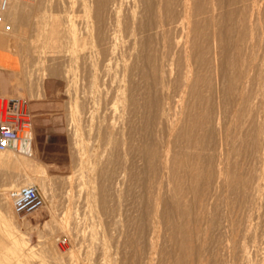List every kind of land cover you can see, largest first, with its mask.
I'll use <instances>...</instances> for the list:
<instances>
[{
    "label": "rangeland",
    "instance_id": "374dc122",
    "mask_svg": "<svg viewBox=\"0 0 264 264\" xmlns=\"http://www.w3.org/2000/svg\"><path fill=\"white\" fill-rule=\"evenodd\" d=\"M94 1L8 0L0 22V63L17 60L18 67L11 64L14 80L34 125L33 157L0 155L29 160L28 169L0 164V226L14 235L6 237L9 244L21 239L29 250L17 263L246 264L241 246L255 261L253 242L259 243L264 232V203L253 197L264 115L259 113L260 121L258 115L255 121L247 116L256 83L239 89L251 52L242 40L241 0H211L218 8L212 20L206 19L209 0H190L196 26L205 29L192 39L191 65L205 84L200 80L194 97L199 100L188 104L194 108L176 129L179 137L167 129L170 118L157 116L166 90L172 99L180 83L183 56L171 42L184 39L170 30L180 19L183 0H169V7L159 0H119V12L110 11L101 22ZM53 18L59 34L44 33ZM159 20H165V47L164 37L153 30ZM92 51L98 55L91 57ZM254 56L261 58V51ZM6 81L0 73V90ZM221 161L229 174L253 185L250 193L215 182ZM33 185L43 199L41 208L16 214L10 193Z\"/></svg>",
    "mask_w": 264,
    "mask_h": 264
},
{
    "label": "bare ground",
    "instance_id": "6f19581e",
    "mask_svg": "<svg viewBox=\"0 0 264 264\" xmlns=\"http://www.w3.org/2000/svg\"><path fill=\"white\" fill-rule=\"evenodd\" d=\"M160 1V4L159 5H162V4H164L163 6H166V7H169L168 6V4H169V0L167 1V0H159ZM193 1V0H192ZM204 1V0H203ZM210 1V2H209ZM208 2H209V5H210V7H208V14H210V16H208L206 19H213V17H215V10H217V9H215V7H214V5H217L216 3H213L211 0H209ZM215 1V0H214ZM239 1V0H238ZM170 2H171V0H170ZM173 2H175V1H173ZM178 2V1H177ZM194 2H196V1H194ZM197 2H199V1H197ZM205 2H207V0H205ZM214 4V5H211L212 3ZM172 3V2H171ZM202 3H204V2H202ZM238 3H240V2H238ZM180 4V3H179ZM192 3L190 2V0H183V1H181V6H180V8H181V16L180 17H178V18H180L179 19V21L178 20H175V21H178V22H174V20H172V22H174L175 24H174V26H173V30L171 29L170 31L172 32V33H175L176 34V36H180V37H182L183 39H184V41L182 40H178L179 39V37H178V39L177 38H175V37H173L174 38V40L171 42V47L173 48V50L175 49V50H178V51H180V54L183 56V63H182V65H181V62H180V64L179 65H181L180 67H181V69H180V71H179V73H180V75H179V78H180V83H178L179 84V87L177 88V91H176V95L174 96V98H172V99H170V98H168V96H169V93H168V90H166V99L162 102V100H161V102H162V105H161V109L159 110V113H158V116L157 117H160V118H162V117H164V118H170L171 119V122L169 123V125L167 126V129H168V131H169V133H172V132H174V131H176V134L175 135H177V128L179 127V128H181L180 127V125L181 124H183V121H185L184 120V118L186 117V116H188V114H189V103H191L192 102V99H194V97H196V95L197 94H199L198 93V87H199V83L200 82H202L203 80H202V78L201 79H199L198 78V76L194 73V71H193V69H192V65H191V54H192V49L193 48H195V47H193L194 45V43L195 42H192V39L193 38H195L196 39V37H198L199 35H200V33L203 31L202 29H204V28H202L201 29V31L199 30V28L196 26V23H195V21H194V15H193V13H192V9H194V11H195V7H192V5H191ZM198 4V3H197ZM208 4V3H207ZM235 5V4H234ZM120 5H119V0H95L94 2H93V8H94V13H95V16H96V19H99L100 20V22L102 21V20H104V18L106 17V15L107 14H109L110 13V11L111 12H115V13H118L119 12V10H120V7H119ZM163 6H161V7H163ZM171 6V5H170ZM194 6V5H193ZM240 6H242V8L241 9H243L244 10V12H245V14H244V16H245V18H244V20H243V18H241L242 20H243V22H242V26H243V28L242 29H244L245 30V37H244V39H242V40H244V42H245V45H246V47L248 48V49H250V51L251 52H248V54H250V56L248 57V58H246V60H247V65H246V68L244 67V69H246V70H244V72H242L241 73V79H240V84H239V89H240V91H243L244 90V88L246 89V87H245V84L247 85L248 83H250V84H255L256 83V88H257V92H256V94L254 95V97L250 100V102H249V104H248V109H247V111H248V115L247 114H245V116L247 115L248 116V118L250 119V118H253V120L255 121V119H256V116L258 115V117L257 118H259V119H256V120H259L260 121V117H259V113H261V114H263L264 115V111H263V108H262V106H264V94L262 93V91L264 90L263 88H264V0H241V3H240ZM172 7V6H171ZM173 7H174V5H173ZM172 7V8H173ZM164 8V7H163ZM176 8V7H175ZM197 8V7H196ZM201 8V6L200 7H198V9H200ZM203 8H204V10H205V7L204 6H202V10H203ZM170 9V8H169ZM174 9V8H173ZM162 10V9H161ZM165 10V9H164ZM163 10V11H164ZM177 10V9H176ZM203 10V11H204ZM170 12H171V10H169ZM174 11V10H173ZM203 11H201V13L200 14H202V12ZM239 11V10H238ZM158 12V11H157ZM156 12V13H157ZM162 12V11H161ZM197 12V11H196ZM200 12V11H199ZM198 12V13H199ZM240 12V11H239ZM173 13V12H172ZM241 13V12H240ZM161 13H159V15H160ZM173 14H175V13H173ZM179 14V15H180ZM199 14V15H200ZM157 15H158V13H157ZM163 15V14H162ZM169 15V14H168ZM218 15V14H217ZM219 15H220V13H219ZM243 15V14H242ZM176 16V15H175ZM202 16V15H201ZM238 16V15H237ZM170 17V16H169ZM196 17V16H195ZM200 17V16H199ZM133 18H135V19H137L138 17L137 16H134ZM217 18V17H216ZM216 18H215V20H216ZM220 18V17H219ZM162 19H163V17H162ZM54 20V21H53ZM53 20H52V22H50V24H51V28H50V30H47V29H45V32L44 33H49V32H51L53 35L54 34H57L59 31H58V28H59V24H58V20L57 19H54L53 18ZM166 20H167V17H166ZM196 20V19H195ZM241 20V21H242ZM165 21V20H164ZM164 21L162 22L161 20H159V22L158 21H156V26L154 27V33H156V34H161L163 37H164V39H163V43H162V45L165 47V45H166V42H168L166 39H165V36H167V38H168V35H166V32H167V29L165 30V28H164ZM170 21H171V19H170ZM238 21V20H237ZM168 22H169V20H168ZM221 22V21H220ZM170 23V22H169ZM216 23V22H215ZM218 23V22H217ZM239 23V22H238ZM201 24V23H200ZM205 24V23H204ZM209 24H210V22H209ZM167 25H170L171 27H172V23H170V24H168L167 23ZM212 25V24H211ZM216 25V24H215ZM236 25H238V24H236ZM207 26V25H206ZM219 26V25H218ZM239 26V25H238ZM168 27V26H167ZM205 27V26H204ZM210 27V26H209ZM216 28H217V25L215 26ZM236 27V26H235ZM48 28V27H47ZM206 28V27H205ZM230 28V27H229ZM228 28V29H229ZM232 28V27H231ZM211 29V28H210ZM218 29V28H217ZM220 29V28H219ZM241 29V30H242ZM205 30V29H204ZM207 30V29H206ZM234 30V29H233ZM241 30H239V31H241ZM41 31V30H40ZM168 31H169V28H168ZM174 31V32H173ZM235 31V30H234ZM42 32V31H41ZM211 32V31H210ZM50 33V34H51ZM146 33H147V31H146ZM145 33V34H146ZM220 33V32H219ZM227 33H229V31L227 32ZM238 33V32H237ZM59 34V33H58ZM144 34V35H145ZM153 34V33H152ZM147 35V34H146ZM171 37H172V35L173 34H169ZM202 35H204V34H202ZM208 35V34H207ZM51 36V35H50ZM59 36H61V35H58V37ZM142 36V35H141ZM174 36V35H173ZM211 36V35H210ZM209 36V37H210ZM242 36H243V34H242ZM170 37V38H171ZM206 37V36H205ZM217 37V36H216ZM54 38H57V37H54ZM54 38H53V40H54ZM207 38H208V36H207ZM206 38V39H207ZM227 38V37H226ZM140 39V38H139ZM143 39V38H142ZM228 39V38H227ZM240 39V38H239ZM51 39H49V41H50ZM171 40V39H170ZM145 41V40H144ZM211 42H213V41H211ZM217 42V41H216ZM13 43V42H12ZM169 43H170V41H169ZM193 43V44H192ZM197 44V43H196ZM225 44H227V43H225ZM224 44V45H225ZM167 45H168V43H167ZM193 45V46H192ZM2 46H3V44H2ZM197 46V45H196ZM234 46H236V45H234ZM170 47V45L168 46V48H171ZM202 47V46H201ZM223 47V46H222ZM171 48V49H172ZM232 48V47H231ZM230 48V49H231ZM163 49V48H162ZM197 49V48H196ZM229 49V48H228ZM234 49H236V48H234ZM240 49V48H239ZM166 50H168V49H166ZM172 50V51H173ZM224 50V49H223ZM164 51V50H163ZM169 51V50H168ZM171 51V52H172ZM178 51H176V52H178ZM229 51V50H228ZM242 51V50H241ZM240 51V52H241ZM249 51V50H248ZM256 51H258L259 53H260V51H261V54H262V56H261V58H257V57H255L254 55H255V53H256ZM93 52V51H92ZM167 52V51H166ZM171 52H169V54H168V56L170 55V53ZM237 52H239V51H237ZM243 52V51H242ZM173 53H174V51H173ZM179 53V52H178ZM205 53V52H204ZM208 53V52H207ZM206 53V54H207ZM211 53V52H210ZM229 53V52H228ZM38 54V53H37ZM164 54V53H163ZM167 54V53H166ZM202 54V53H201ZM234 54V53H233ZM232 54V55H233ZM242 54V53H241ZM5 55H7L6 53H5ZM39 55V54H38ZM98 55V51H95V52H93V53H91V57H96ZM180 55V56H181ZM210 55V54H209ZM229 55V54H228ZM231 55V54H230ZM231 55V56H232ZM235 55V54H234ZM167 56V55H166ZM171 56V55H170ZM180 56H179V59H181L180 58ZM204 56H205V54H204ZM207 56H208V54H207ZM212 56V55H211ZM211 56H210V58H211ZM246 56V55H245ZM245 56H243V57H245ZM259 56V55H258ZM163 57V56H162ZM213 57V56H212ZM215 57V56H214ZM234 57V56H233ZM232 57V58H233ZM256 59H255V58ZM9 58V57H8ZM165 58V57H164ZM166 58H168V57H166ZM173 58V57H172ZM170 59V58H168V59H170V60H173V59ZM218 58V57H217ZM203 59V58H202ZM219 59V58H218ZM238 58H236V60H237ZM243 59V58H242ZM245 59V58H244ZM5 60V59H4ZM164 60V59H163ZM204 60V59H203ZM211 60V59H210ZM213 60V59H212ZM224 60V59H223ZM181 61V60H180ZM239 61V60H238ZM163 62H165V63H167L166 61H163ZM179 62V61H178ZM211 62V61H210ZM235 62H237V61H235ZM246 61H243V63H245ZM196 63V62H195ZM206 64H207V62H205ZM8 64V63H7ZM225 64V63H224ZM239 64V63H238ZM178 65V66H179ZM208 65H210V64H208ZM236 66H237V64H235ZM13 66L16 68V67H18V62L16 61L14 64H13ZM240 66V65H239ZM179 67V68H180ZM231 67V66H230ZM201 68V67H200ZM241 68H242V66H241ZM234 69V68H233ZM179 70V69H178ZM199 70V69H198ZM197 70V71H198ZM238 70H240V68L238 69ZM234 71V70H233ZM236 71V70H235ZM242 71V70H241ZM164 72H165V70H162V73H160L159 75H164ZM201 72V71H200ZM158 73H159V70H158ZM200 74H202V72L200 73ZM199 74V75H200ZM234 74V73H233ZM240 74V73H239ZM205 75V74H204ZM228 75V74H227ZM206 76V75H205ZM201 77H203V76H201ZM237 77V76H236ZM205 78V77H204ZM157 79V83H158V85H159V82H158V78H156ZM200 80H202V81H200ZM205 80V79H204ZM233 80H236V79H233ZM206 81V80H205ZM230 81V80H229ZM179 82V81H178ZM207 82V81H206ZM233 82V81H232ZM203 83H204V81H203ZM230 83V82H229ZM205 84V83H204ZM232 84V83H231ZM237 85H238V83H236ZM157 85V84H156ZM157 85V86H158ZM235 85V84H234ZM175 87V86H174ZM205 87V86H204ZM232 88V87H231ZM252 88V87H251ZM255 88V89H256ZM202 89V88H201ZM205 89V88H204ZM203 89V90H204ZM229 89V88H228ZM253 89V88H252ZM172 90V89H171ZM203 90H202V93H203ZM237 90V89H236ZM239 91V92H240ZM246 91V90H245ZM171 92H173V91H171ZM236 92V91H235ZM238 92V93H239ZM247 92V91H246ZM253 92V91H252ZM175 93V92H174ZM202 93H201V95H202ZM233 93V92H232ZM250 93V92H249ZM242 94H244L243 92H242ZM235 95V94H234ZM251 95V94H250ZM171 96V95H170ZM4 97H6V98H8V99H13V100H20L21 98L19 97V98H11V97H7V96H4ZM241 97H242V95H241ZM198 98V97H197ZM197 98H195L194 99V101H196V99ZM201 98H202V96H201ZM237 98V97H236ZM235 98V99H236ZM249 97H247V99H248ZM173 100L172 102H170V100ZM197 100H199V99H197ZM201 100V99H200ZM203 100V99H202ZM237 100H238V98H237ZM242 100V99H241ZM244 101V100H243ZM201 102V101H200ZM199 102V103H200ZM223 102V101H222ZM239 102H241V101H239ZM194 103H196V102H194ZM194 103H192V104H194ZM235 103V102H234ZM236 103H237V101H236ZM239 104V103H238ZM242 104V103H241ZM200 105H202V103L200 104ZM157 106V105H156ZM239 106H241V105H239ZM199 107V106H198ZM197 107V108H198ZM202 107V106H201ZM206 107V106H205ZM245 107V109L247 108L246 106H244ZM178 108H180V110H181V112H178ZM194 108V107H193ZM192 108V109H193ZM192 109H190V111L192 110ZM179 110V111H180ZM202 110H204V108L202 109ZM201 109H200V111H202ZM239 110V109H238ZM241 110V109H240ZM262 110V112H260ZM158 111V110H157ZM205 111V110H204ZM195 112H197V110L195 111ZM194 112V113H195ZM243 112V111H242ZM204 113V112H203ZM233 113V112H232ZM191 114V113H190ZM201 114V113H200ZM200 114H198V115H200ZM261 114H260V116H261ZM203 115V114H202ZM205 115V114H204ZM201 116V115H200ZM202 117V116H201ZM188 118H190V117H188ZM192 118V120H193V116L191 117ZM195 118V117H194ZM198 118V117H197ZM196 118V119H197ZM205 118H206V116H205ZM204 118V119H205ZM213 118V117H212ZM245 118H247V117H245ZM264 118V117H263ZM195 119V120H196ZM204 119H200V120H204ZM207 119V118H206ZM217 119V118H216ZM208 120V119H207ZM212 120H214V119H212ZM230 120H232V119H230ZM241 120H242V118H241ZM248 120V119H247ZM205 121V120H204ZM185 122H187V121H185ZM203 122V121H202ZM207 122H210V121H206V123ZM215 122H217V120L215 121ZM234 123L236 122V120L235 121H233ZM198 123V122H197ZM206 123H204V124H206ZM213 123V122H212ZM237 123V122H236ZM236 123H235V125H236ZM199 124V123H198ZM204 124H203V126H204ZM208 124V123H207ZM214 124V123H213ZM217 124H219V122L217 123ZM200 125V124H199ZM198 125V126H199ZM202 125V124H201ZM232 125H234V124H232ZM247 125V124H246ZM245 125V126H246ZM207 126V125H206ZM214 126H216V125H214ZM229 126V125H228ZM227 126V127H228ZM205 127V126H204ZM218 127V126H217ZM236 127V126H235ZM261 127V126H260ZM234 128V127H233ZM239 128V127H238ZM245 128V127H244ZM199 129H200V127H199ZM217 129V128H216ZM225 129V128H224ZM232 129V128H231ZM230 129V130H231ZM235 129H237V128H235ZM235 129H234V132H235ZM182 130V129H181ZM247 130V129H246ZM249 130V129H248ZM188 131V130H187ZM197 131H198V129H197ZM201 131H202V129H201ZM225 131V130H224ZM241 131H243V130H241ZM253 131V130H252ZM227 132V131H226ZM232 132V131H231ZM230 132V133H231ZM239 132V131H238ZM181 133H183V132H181ZM193 133V132H192ZM197 133V132H196ZM200 133V132H199ZM245 133V132H244ZM180 134V130H179V132H178V135ZM226 134H228V133H226ZM257 134V133H256ZM177 135V136H178ZM187 135V134H186ZM185 135V136H186ZM251 135V134H250ZM182 136H183V134H182ZM181 136V137H182ZM203 136V135H202ZM228 136H230V134L228 135ZM227 136V137H228ZM251 136H253V135H251ZM176 137V136H175ZM179 137V136H178ZM190 137V136H189ZM194 137V136H193ZM201 137V136H200ZM224 137V136H223ZM187 138H188V136H187ZM252 138V137H251ZM182 139V138H181ZM180 139V140H181ZM188 140V139H187ZM186 140V141H187ZM190 140V139H189ZM188 140V141H189ZM227 140V139H226ZM225 140V141H226ZM229 140H230V137H229ZM183 141V140H182ZM255 141V140H254ZM190 142V141H189ZM199 142V141H198ZM198 142H195V143H198ZM226 143H228L227 141H226ZM230 143V142H229ZM237 143V142H236ZM250 145V144H249ZM185 146V145H184ZM192 146V145H191ZM252 147H253V145H252ZM190 148V147H189ZM229 148V147H228ZM200 149V148H199ZM194 150V149H193ZM225 150V149H224ZM229 150V149H228ZM255 150H257V151H255L256 152V156H255V154H254V156L256 157V159L257 160H255V161H257L258 162V167H257V169H258V172H257V176H256V179H255V185L253 186L252 184H250V183H247V182H245V181H242L241 179H239V178H237V177H235V176H237V174L236 175H234V173H233V175L234 176H232L231 174H229V173H231V172H229L228 173V171H227V169H226V166L224 165V163L221 161V162H219L220 164H219V167L216 169V171H215V175L213 176L214 177V179H215V182L217 183V184H222L224 187L226 186V187H234V188H236V186L237 187H239L241 190H247V189H249V188H251L252 186H253V192H254V195H253V193L252 194H250L251 196L253 195V197L255 196V199L257 200V202L258 201H261V202H263L264 203V127L262 128H260V132H258V136H257V141H256V149ZM181 152V151H180ZM8 153H12V152H0V155H3V154H8ZM145 153V152H144ZM148 153H150V152H148ZM182 153H184L183 151H182ZM188 153V152H187ZM194 153V152H193ZM229 153V152H228ZM154 154V153H153ZM166 154V153H165ZM221 154V153H220ZM10 155V154H9ZM8 155V157L6 156V158H1L0 157V164L1 165H4V166H7V167H14V168H21V169H28L29 168V160H26V159H16V158H13V157H11V156H9ZM150 155H152V153L150 154ZM156 155V154H155ZM158 155V154H157ZM164 155V154H163ZM194 155V154H193ZM198 155V154H197ZM178 156V155H177ZM35 157V156H34ZM157 157V156H156ZM193 157H195V156H193ZM151 158V157H150ZM153 158V157H152ZM196 158H199V157H196ZM160 159V158H159ZM193 159V158H192ZM254 159V158H253ZM149 160H151V159H149ZM199 160V159H198ZM154 161V160H153ZM160 161V160H159ZM176 161V160H175ZM193 161V160H192ZM224 161V160H223ZM150 162H152V161H150ZM181 162V161H180ZM198 162V161H197ZM196 162V163H197ZM166 163H168V161L167 160H165V158L163 157L162 159H161V165H162V167L164 168L167 164ZM174 163V162H173ZM188 163V162H187ZM182 164H184L183 162H182ZM194 165H196L195 163H193ZM229 164V163H228ZM256 164V163H255ZM174 165V164H173ZM178 165V164H177ZM176 165V166H177ZM193 165V166H194ZM230 165H231V163H230ZM168 166V165H167ZM180 167V166H179ZM186 167H187V164H186ZM190 167V166H189ZM198 167H200V166H198ZM196 168V167H195ZM177 169V168H176ZM180 169V168H179ZM178 169V170H179ZM193 169V168H192ZM198 169V168H197ZM229 169H230V166H229ZM188 170V169H187ZM180 171V170H179ZM197 171H199V170H197ZM255 171H256V169H255ZM190 173H191V170L189 171ZM193 172H194V174L196 175V173H195V169H193ZM203 172V171H202ZM185 173V172H184ZM200 173V172H199ZM194 174H192V175H194ZM255 174H256V172H255ZM194 175V176H195ZM197 175H198V173H197ZM206 175V174H205ZM190 177H192V179H194L193 178V176H190ZM196 177H199V176H196ZM238 177H240V176H238ZM243 178V177H242ZM199 179V178H198ZM198 179H196V180H198ZM209 181V180H208ZM233 188V189H234ZM252 189V188H251ZM20 190V189H19ZM13 191H18V189H16V190H13ZM248 191V190H247ZM247 191L245 192V193H247ZM250 191V190H249ZM248 191V193H250ZM44 193L47 195V193H48V190L46 189V188H44ZM240 194V193H239ZM255 200V201H256ZM256 203V202H255ZM41 208V207H40ZM40 208H37V209H34L33 211H31V212H29L28 214H31V213H34L35 211H37V210H39ZM28 214H26V215H28ZM263 221H264V212H263ZM1 223V222H0ZM8 226V225H7ZM61 228L64 230L65 228H66V224L65 225H63V226H61ZM68 230H69V228H67ZM67 231V230H66ZM7 236H14L13 234H11V233H9L8 232V230L6 231V230H4L3 229V227H1L0 226V264H35L33 261H27V262H19V263H17L18 262V259L17 258H19V256H25V257H27L29 254H28V251L29 250H27L26 248H25V244H24V242H23V240H19V239H17V238H15L14 240H13V242H11V244H9L10 242V240H9V237H8V239L6 238ZM7 240H9V241H7ZM25 241H27V240H25ZM257 241V240H256ZM255 240H254V242H253V247L254 248H256V260L254 261L253 259H252V257H251V255H250V253H249V250H248V248L247 247H245V246H241L240 247V253L242 254V256L244 257V259H245V263L246 264H264V232H263V235H262V237H261V239H260V242L259 243H257ZM9 242V243H8ZM231 244H232V242L231 241H229ZM235 242V241H234ZM234 242H233V244H234ZM27 243V242H26ZM228 243V242H227ZM91 246V245H90ZM89 246V247H90ZM29 247V246H28ZM252 247V248H253ZM88 250H90L89 248H88V246L86 247ZM32 249V248H31ZM22 253V254H21ZM101 257H103L104 259L106 258V251L105 252H103V253H101ZM108 256V255H107ZM150 257V256H149ZM29 258V257H28ZM32 259V258H31ZM20 260H21V258H20ZM58 260V259H57ZM106 260V259H105ZM37 264V263H36ZM39 264H46V263H39ZM54 264V263H53ZM55 264H63L62 262H60V260H59V262H57V263H55ZM153 264V263H152Z\"/></svg>",
    "mask_w": 264,
    "mask_h": 264
},
{
    "label": "built area",
    "instance_id": "2783aa9c",
    "mask_svg": "<svg viewBox=\"0 0 264 264\" xmlns=\"http://www.w3.org/2000/svg\"><path fill=\"white\" fill-rule=\"evenodd\" d=\"M7 9L8 0H0V22L4 21ZM33 133V116L23 102L0 96V152L33 157ZM9 199L18 215H26L43 204L34 185L12 191Z\"/></svg>",
    "mask_w": 264,
    "mask_h": 264
},
{
    "label": "crops",
    "instance_id": "0c3cea01",
    "mask_svg": "<svg viewBox=\"0 0 264 264\" xmlns=\"http://www.w3.org/2000/svg\"><path fill=\"white\" fill-rule=\"evenodd\" d=\"M17 60L11 58L9 65H3L5 63H0V73L4 74L7 77V81L2 85L0 92L4 96L11 98H19L21 95L20 92V83L16 82L17 74L14 72V69L11 67V64H14ZM3 62V61H1ZM13 78V80H11Z\"/></svg>",
    "mask_w": 264,
    "mask_h": 264
}]
</instances>
